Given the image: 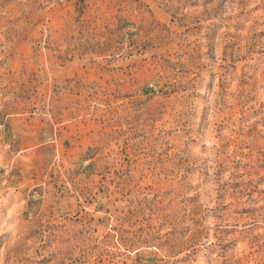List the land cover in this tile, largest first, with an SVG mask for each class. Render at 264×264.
<instances>
[{"label": "rangeland", "instance_id": "obj_1", "mask_svg": "<svg viewBox=\"0 0 264 264\" xmlns=\"http://www.w3.org/2000/svg\"><path fill=\"white\" fill-rule=\"evenodd\" d=\"M0 264H264V0H0Z\"/></svg>", "mask_w": 264, "mask_h": 264}]
</instances>
